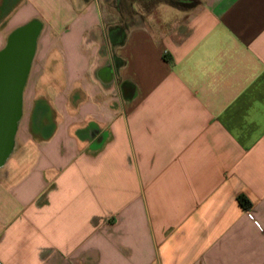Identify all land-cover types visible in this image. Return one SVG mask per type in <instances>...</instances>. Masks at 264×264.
<instances>
[{"label":"crops","instance_id":"0c3cea01","mask_svg":"<svg viewBox=\"0 0 264 264\" xmlns=\"http://www.w3.org/2000/svg\"><path fill=\"white\" fill-rule=\"evenodd\" d=\"M31 22L0 264H264V0H0V51Z\"/></svg>","mask_w":264,"mask_h":264},{"label":"water","instance_id":"95a60500","mask_svg":"<svg viewBox=\"0 0 264 264\" xmlns=\"http://www.w3.org/2000/svg\"><path fill=\"white\" fill-rule=\"evenodd\" d=\"M39 32L36 22L14 30L0 51V165L13 146L21 116V93Z\"/></svg>","mask_w":264,"mask_h":264},{"label":"trees","instance_id":"16d2710c","mask_svg":"<svg viewBox=\"0 0 264 264\" xmlns=\"http://www.w3.org/2000/svg\"><path fill=\"white\" fill-rule=\"evenodd\" d=\"M238 202L241 205H245V203H247L248 201H247V199L244 196H239L238 197Z\"/></svg>","mask_w":264,"mask_h":264},{"label":"rangeland","instance_id":"374dc122","mask_svg":"<svg viewBox=\"0 0 264 264\" xmlns=\"http://www.w3.org/2000/svg\"><path fill=\"white\" fill-rule=\"evenodd\" d=\"M107 1H109V2H111V0H107ZM177 1H190V0H177Z\"/></svg>","mask_w":264,"mask_h":264}]
</instances>
